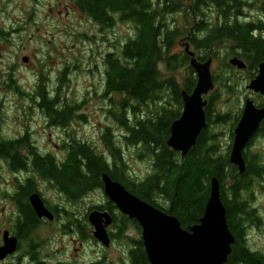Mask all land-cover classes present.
I'll return each instance as SVG.
<instances>
[{
  "label": "trees",
  "instance_id": "trees-1",
  "mask_svg": "<svg viewBox=\"0 0 264 264\" xmlns=\"http://www.w3.org/2000/svg\"><path fill=\"white\" fill-rule=\"evenodd\" d=\"M185 1L188 0H75L82 12L103 28L113 27L119 21L132 23L135 27V35L125 40L118 52L110 51L104 57V94L111 97L114 107L112 116L121 128V134L115 135L110 126L106 128L102 137L109 150L107 157L91 143L73 138L67 144L65 161L60 164L51 153L41 152L34 147L28 136L4 138L0 115V157L7 161L12 171L26 169L28 157L24 149H27L32 155L33 167L41 177L48 179L52 186L59 187L74 202L91 194V190L103 188L102 176L108 173L140 198L175 215L184 228L199 222L204 215L211 193V181L216 176L227 209L228 225L235 237L232 252L225 264H264V252L252 249L248 243L249 229L261 224V216L252 199L257 180L264 177V162L258 154L250 153L252 139L244 152L245 172L241 173L231 163L233 135L230 134V142L224 146L220 133L213 129L231 117L230 113L215 112L213 105L217 100V91L210 97L206 108L208 126L201 132L197 144L182 155L167 143L171 123L181 115L183 90L192 92L197 84L196 73L190 64L191 56L185 50L183 53L171 52L178 31L170 30L166 22V15L180 10ZM247 1L191 0L189 7L215 6L239 12L247 6ZM208 33L207 37L201 39L193 37L197 48L209 47L227 38L234 39L248 55L253 68L251 78L254 77L259 63L264 61V39L254 37L249 27L238 23L217 26ZM182 35L187 33L179 31V36ZM162 61L171 70L178 66L185 67L188 75L183 84L175 77L163 79L159 68ZM222 69L223 73L226 72L223 83L231 82L233 77H229L230 74L237 75L229 62H224ZM214 80L222 82L218 76H214ZM227 83L224 86L231 89L233 86ZM58 91L54 94L44 83L39 84L36 89L38 105L52 123L66 126L74 120V112L81 105L64 104L59 100ZM262 124L260 133L264 131ZM125 147H136L139 157H148L152 172L146 177H134ZM34 188V181L30 180L15 196L24 216L19 221L26 237L40 221L27 198ZM160 200L168 205L162 206ZM107 207L112 212L121 211L112 201L107 203ZM125 215L124 220L116 223L120 232L124 231L126 223H132L130 217ZM133 221L141 230L139 222ZM135 246L130 254L132 263L151 264L143 240L139 239Z\"/></svg>",
  "mask_w": 264,
  "mask_h": 264
},
{
  "label": "rangeland",
  "instance_id": "rangeland-1",
  "mask_svg": "<svg viewBox=\"0 0 264 264\" xmlns=\"http://www.w3.org/2000/svg\"><path fill=\"white\" fill-rule=\"evenodd\" d=\"M251 1L255 6H260L261 0ZM183 6L181 9H187L188 1ZM180 10L166 15L170 30L178 31L171 52L183 53L188 44L197 54L196 49H199L200 53H209V56H213V61H217L215 57L221 55L228 42H217L211 48H197L187 38L189 33L183 28L186 18ZM89 18L76 9L70 0H0V115L4 138L15 139L30 131L33 143L41 152L53 153L59 159L64 157V146L77 138L91 143L104 156H109L103 133L110 126L115 134L120 135L121 128L112 116L114 107L111 97L104 94V57L110 51L118 52L125 40L135 35L136 30L132 23L122 21L113 27L103 28ZM179 31L187 35L179 36ZM195 32L202 33L198 30ZM24 56L29 57L30 64L23 60ZM159 68L163 79L175 77L181 84L188 75L185 67L178 66L171 70L163 61L159 63ZM234 72L236 76L229 75L233 77L231 82L223 83L226 72L223 73L222 63H213L212 74L222 78V82H215L214 89L205 95L210 100L213 92L217 91V100L213 105L215 112L230 113L232 117L238 115L240 105L246 97L256 99L254 93L247 89L251 75L239 69ZM42 83L54 94L59 90V100L64 104L81 105L74 112L75 117L70 124L61 127L52 123L38 105L36 89ZM226 83L233 87L227 89L224 86ZM232 123L229 119L213 128L220 133L224 146L230 142ZM249 150L250 153L258 154L264 162L263 133H257ZM124 151L134 177H146L152 172L150 159L139 157L136 147H125ZM38 180L47 200L64 203V194L55 186H51L40 176ZM15 184L13 171L7 161L0 157V239L3 228L11 227L19 215L17 205L10 196L16 189ZM101 195L102 192L89 194L74 205V210L77 206L88 209L103 199ZM253 195L252 201L261 216V224L249 229L248 243L252 249L264 252V177L257 180ZM160 203L164 207L168 205L163 200ZM56 226L57 224L42 227L41 235L47 242L42 248V254L49 253L53 245L49 241L53 237L57 243V239L62 236L55 233ZM130 232L133 236L142 238L139 232ZM65 239L68 240L69 237ZM109 258L122 264L121 256ZM26 263L29 264L28 259Z\"/></svg>",
  "mask_w": 264,
  "mask_h": 264
},
{
  "label": "water",
  "instance_id": "water-1",
  "mask_svg": "<svg viewBox=\"0 0 264 264\" xmlns=\"http://www.w3.org/2000/svg\"><path fill=\"white\" fill-rule=\"evenodd\" d=\"M185 51L191 56L190 64L197 75V84L192 92L183 90V109L179 118L171 123L168 145L186 155L197 144L201 132L207 128L205 98L215 87L211 72V59L200 62L195 52L187 44ZM27 61L28 57H24ZM230 63L239 68H247V63L238 56ZM247 89L264 96V61L258 66V73L253 77ZM264 121V105L258 106L253 97H248L243 105L241 116L234 129V139L230 152L231 163L241 173L246 170L244 151L258 133ZM104 191L107 197L131 219L139 222L142 228V240L151 264H225L232 252L235 237L231 232L227 209L221 197L220 182L216 176L211 181V193L204 215L199 222L184 228L181 221L173 214L164 211L153 203L140 198L124 184L113 179L108 173L103 174ZM39 217L54 219V213L46 206L39 192L30 197ZM101 216L108 225L112 216L108 211L94 210L90 213L91 223L95 226V236L109 245L107 231L101 225ZM18 239L4 234V244L0 247V258L12 254L17 249Z\"/></svg>",
  "mask_w": 264,
  "mask_h": 264
},
{
  "label": "flooded vegetation",
  "instance_id": "flooded-vegetation-1",
  "mask_svg": "<svg viewBox=\"0 0 264 264\" xmlns=\"http://www.w3.org/2000/svg\"><path fill=\"white\" fill-rule=\"evenodd\" d=\"M70 3L76 7V9L82 10L78 7L75 0H70ZM188 6H191V0H188ZM226 8H218L215 6H207V7H188L187 9H181L180 12H184V16L186 18V22L183 25L185 31H188V38L190 40L195 36L196 39H201L207 37L209 35V30L215 29L217 26H225V25H233L238 23L242 26H247L251 30V34L254 37H260L264 39V0H261L260 6H255L251 0L247 1V6L242 7L238 12L236 9L228 10ZM83 13V12H82ZM84 14V13H83ZM86 15V14H84ZM87 16V15H86ZM90 19V18H89ZM91 20V19H90ZM198 30L202 33H196L195 30ZM217 42H228L227 47L221 55L215 57V59L222 64L224 62H229L231 58L238 56L243 59L247 63V68L244 70L245 73L251 75V66L249 64L248 55L244 53L242 47H240L234 39H223ZM209 47L202 48H211L215 43ZM198 54L195 52V57L200 62H206L211 59V63H215L217 61H213V56H209L211 54L200 53L199 49H196ZM209 56V57H207ZM28 57V56H24ZM23 57V60H24ZM199 57V58H198ZM219 58V59H217ZM25 61V60H24ZM28 64V60L25 61ZM260 64V63H259ZM259 66V65H258ZM234 67V66H233ZM237 69L236 67H234ZM223 70V69H222ZM258 73V68L254 72V77ZM251 79V77H250ZM244 95V94H243ZM243 95L241 98H243ZM260 96V98H259ZM256 97L255 101L258 106L264 105V96L261 94H254ZM209 100V99H208ZM260 100V101H257ZM210 102V100H209ZM238 115L230 117V123L233 121L231 125V134L234 139V129L239 120L240 114L243 110V104L240 105ZM264 123V121H263ZM55 124V123H54ZM263 125V124H262ZM61 126V125H59ZM64 127V126H61ZM119 127V126H118ZM260 133V131L258 132ZM115 134V133H114ZM121 134V133H120ZM264 134V131H263ZM117 135V134H115ZM257 135V134H256ZM23 136H28V138L32 141L30 136V131L25 133ZM17 136L16 138H21ZM34 147L37 148L35 143H31ZM67 144H70L68 142ZM65 154L62 158H57L55 156V160L60 164L65 161V157L67 156L68 146L65 145ZM38 149V148H37ZM39 150V149H38ZM26 156L28 157V167L26 169H21L19 171H14L13 174L16 180V189L11 192L10 196L14 200L17 208L19 210L18 217L13 221L11 227L3 228L2 230V238L0 239V247L4 244V234L5 231L9 232L10 236H16L18 239L17 249L12 254L6 255L4 258H0V264H27L26 260L28 259L29 264H119L115 260L109 257H114L115 255L121 256L120 260L122 264H133L131 261V252L136 248V242L139 239L131 234V230H135L141 234L142 237V228H139L135 225V219H131L132 223H126V228L123 232H120V228L116 226L117 221L124 220V213L121 211L110 210V207H107V203L111 200L107 197L103 188H98L95 190H91V193L94 192H102L101 197L102 200H98L94 205L89 206L88 209L85 210L84 206L79 208L76 207L74 210V205L81 202L84 198L77 199L74 202L72 199L68 198L62 191L59 190V187H55L62 194H64V203H53L47 200L41 192L40 184L38 177L40 173L33 167L32 164V155H29L28 150L26 149ZM40 151V150H39ZM246 151V149H245ZM244 151V152H245ZM24 153V152H23ZM50 153V152H47ZM25 154V153H24ZM44 179L43 177H41ZM30 180L34 181L35 188L28 193V201L33 207L30 197L33 193L39 192L42 198L45 201L46 206L54 213V219H49L48 217H39L37 212L36 215L39 218L38 225L29 233V236L23 235V229L21 231L20 221L23 220L24 216L21 210L19 209L17 200L15 199L16 194L21 190V188L27 186L30 183ZM49 182L48 179H45ZM49 184L52 186L51 182ZM58 210H57V209ZM94 210H98L99 212L108 211L112 216V221L108 225L105 223V217L101 216V225L107 231L109 237V245L104 244L95 236V226L91 223L90 213ZM127 216V215H125ZM127 218H129L127 216ZM75 220V221H73ZM55 233L60 234L57 239L53 237L49 243L52 245L49 253L42 254V248L47 244L45 239L42 238L41 230L44 225H54ZM136 233V232H135ZM65 237H69L68 240Z\"/></svg>",
  "mask_w": 264,
  "mask_h": 264
},
{
  "label": "bare ground",
  "instance_id": "bare-ground-1",
  "mask_svg": "<svg viewBox=\"0 0 264 264\" xmlns=\"http://www.w3.org/2000/svg\"><path fill=\"white\" fill-rule=\"evenodd\" d=\"M229 257V256H228Z\"/></svg>",
  "mask_w": 264,
  "mask_h": 264
}]
</instances>
